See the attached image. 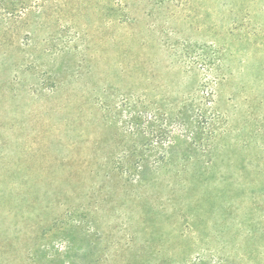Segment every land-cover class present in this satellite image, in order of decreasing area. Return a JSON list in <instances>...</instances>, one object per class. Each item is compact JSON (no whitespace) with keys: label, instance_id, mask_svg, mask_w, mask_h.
<instances>
[{"label":"rangeland","instance_id":"rangeland-1","mask_svg":"<svg viewBox=\"0 0 264 264\" xmlns=\"http://www.w3.org/2000/svg\"><path fill=\"white\" fill-rule=\"evenodd\" d=\"M0 264H264V0H0Z\"/></svg>","mask_w":264,"mask_h":264}]
</instances>
